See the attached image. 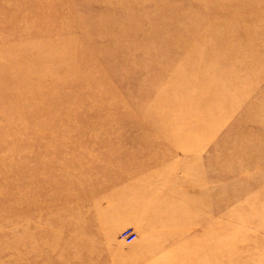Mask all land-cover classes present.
<instances>
[{"label":"rangeland","instance_id":"rangeland-1","mask_svg":"<svg viewBox=\"0 0 264 264\" xmlns=\"http://www.w3.org/2000/svg\"><path fill=\"white\" fill-rule=\"evenodd\" d=\"M0 264H264V0H0Z\"/></svg>","mask_w":264,"mask_h":264},{"label":"built area","instance_id":"built-area-1","mask_svg":"<svg viewBox=\"0 0 264 264\" xmlns=\"http://www.w3.org/2000/svg\"><path fill=\"white\" fill-rule=\"evenodd\" d=\"M136 237L135 232H133L132 230H125L123 232V239L125 240V242L130 243L132 242Z\"/></svg>","mask_w":264,"mask_h":264}]
</instances>
